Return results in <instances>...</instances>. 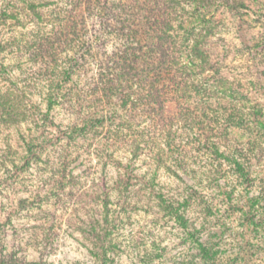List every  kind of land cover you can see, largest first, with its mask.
Returning a JSON list of instances; mask_svg holds the SVG:
<instances>
[{"label":"rangeland","instance_id":"obj_1","mask_svg":"<svg viewBox=\"0 0 264 264\" xmlns=\"http://www.w3.org/2000/svg\"><path fill=\"white\" fill-rule=\"evenodd\" d=\"M22 1L0 0L1 10L16 15L0 24V261L264 264V151L258 154L260 164L254 162L256 180L243 185L231 167L198 150L192 140L185 142L191 143L184 153L186 170L179 168L157 127L141 114L130 119L132 112L121 111L117 100L102 110L91 106L77 113L76 92L94 70H74L71 60L79 61L74 48L55 45L49 52L41 47L44 38L56 37L52 16L71 12L69 1ZM179 1L187 15L192 4ZM236 1L243 6L214 14L216 30L207 47L223 74L244 88L237 103L249 110L256 102L264 115V0ZM29 2L37 5V14L26 9ZM8 3L25 11L18 13ZM71 22L65 18L67 34L75 30ZM52 82L56 90L51 92ZM99 111L107 117L113 112V121L98 125ZM89 118L95 122L84 125ZM141 137L145 142L132 161L117 142ZM157 151L165 164L153 157ZM128 178L131 184L123 193L121 181ZM190 188L211 212L189 197ZM164 201L178 208L187 231ZM199 245L217 252L215 259H203ZM99 247L106 250L101 262L95 257Z\"/></svg>","mask_w":264,"mask_h":264},{"label":"trees","instance_id":"obj_2","mask_svg":"<svg viewBox=\"0 0 264 264\" xmlns=\"http://www.w3.org/2000/svg\"><path fill=\"white\" fill-rule=\"evenodd\" d=\"M68 1L71 12L66 10L61 12L62 15L55 13L52 16L54 24L58 25L56 37L50 38L52 41L44 38L45 45H39L49 52L55 51V45L74 48L79 57L77 63L71 60L74 70L83 69L84 72L88 66L94 70V76L87 77L88 81L79 87L80 92L74 90L76 104L73 107L77 113H83L91 106L102 110L104 104L117 100L121 111L132 112L130 119L141 114L157 127L170 157L179 168L186 170L184 153L191 143L185 142L192 140L198 150L231 167L229 170L237 182L248 185L256 180L253 168L260 164L262 157L259 159L258 154L264 151L263 107L252 102L250 109L245 110L246 106L237 103L245 96L244 88L238 80L223 74L218 60H212L207 47L208 39L216 30L214 14L219 8L235 10L236 5L243 6L241 3L236 0L232 1L233 5L228 0H188L193 9L186 15L179 0ZM7 6L18 13L25 11L12 3ZM26 9L38 13L33 2H29ZM14 13L6 14L0 9V24L16 16ZM65 18L72 19L71 24L75 26L74 32L70 33L72 37L66 33ZM262 49L264 52V45ZM54 84L48 85L51 92L56 90ZM69 94L66 93L70 98ZM112 115L113 112L107 117L99 111L94 119L103 126L107 118L113 121ZM95 120L86 119L84 125ZM109 126L120 131L115 125ZM143 142L141 137L117 143L131 153L132 161H136ZM160 153L157 151L153 157L158 163L165 164ZM253 153H256L253 159L256 161L252 160ZM65 161L64 158L63 174L67 167ZM121 184L124 193L131 184L130 179ZM189 190V197L199 200L211 212L200 193L194 188ZM164 202L169 214L187 231L186 220L178 208L171 202ZM188 203L185 201L184 205ZM250 220L254 219L251 217ZM188 234L194 238L193 233ZM99 249L102 251L95 257L101 262L106 250ZM199 249L205 260H213L217 255L205 245H199ZM0 264L10 263L1 260Z\"/></svg>","mask_w":264,"mask_h":264}]
</instances>
